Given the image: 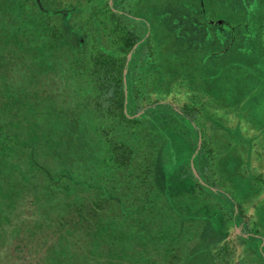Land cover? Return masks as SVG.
<instances>
[{"label": "trees", "instance_id": "obj_1", "mask_svg": "<svg viewBox=\"0 0 264 264\" xmlns=\"http://www.w3.org/2000/svg\"><path fill=\"white\" fill-rule=\"evenodd\" d=\"M43 1L58 6L0 0V264H192L214 224L193 230L185 194L205 185L166 146L183 112L142 103L160 44L128 0ZM231 214L214 220L204 264H230L218 236Z\"/></svg>", "mask_w": 264, "mask_h": 264}, {"label": "rangeland", "instance_id": "obj_2", "mask_svg": "<svg viewBox=\"0 0 264 264\" xmlns=\"http://www.w3.org/2000/svg\"><path fill=\"white\" fill-rule=\"evenodd\" d=\"M38 1L47 8L58 6ZM116 4L109 6L116 10ZM124 8L137 18L136 28L145 27L160 44V83L156 95H143L142 103H165L183 112L177 116L181 123L175 118V130L167 128L166 146L174 152L175 169L183 166L189 172L188 166L194 175L193 167L194 182L205 185L203 194L196 188L185 194L195 208L188 220L195 230L200 224L196 217L209 216L215 238L203 233L192 264L209 258L217 240L214 220L230 211L226 234L218 236L227 243L230 264H264L263 243L258 246L242 234L243 226H252L249 230L264 241V0H128ZM135 70L140 72L136 65L129 67ZM238 189L244 190L240 196L235 195Z\"/></svg>", "mask_w": 264, "mask_h": 264}, {"label": "flooded vegetation", "instance_id": "obj_3", "mask_svg": "<svg viewBox=\"0 0 264 264\" xmlns=\"http://www.w3.org/2000/svg\"><path fill=\"white\" fill-rule=\"evenodd\" d=\"M241 186L243 187V185H241ZM243 191L244 190H242V189H238V196H240L243 193ZM242 202H247V201H242ZM245 210H247V209L245 208ZM244 213H246V212H244ZM250 227H252V226H249V228ZM249 228H248V226H243V229L244 230L246 229V230L242 234L244 236H246L247 239L252 240L251 242H257L258 246H259L260 242H262L263 246H264V241L262 240L263 237L261 235H259V233L257 231L249 230ZM253 228H255V227H253Z\"/></svg>", "mask_w": 264, "mask_h": 264}, {"label": "water", "instance_id": "obj_4", "mask_svg": "<svg viewBox=\"0 0 264 264\" xmlns=\"http://www.w3.org/2000/svg\"><path fill=\"white\" fill-rule=\"evenodd\" d=\"M109 4H112V1H111V0L109 1ZM135 47H136V44L133 45V49H134ZM131 53H132V50L127 54V61H128V59L130 58ZM123 74H124V75L126 74V69L123 70ZM124 79H125V78H124ZM191 166H192V163H191ZM192 170H193L194 175L197 176V173H196V171L194 170L193 167H192Z\"/></svg>", "mask_w": 264, "mask_h": 264}]
</instances>
